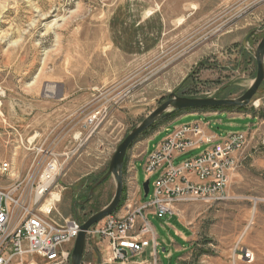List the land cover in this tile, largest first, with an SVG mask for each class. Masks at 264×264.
<instances>
[{"label":"rangeland","instance_id":"rangeland-1","mask_svg":"<svg viewBox=\"0 0 264 264\" xmlns=\"http://www.w3.org/2000/svg\"><path fill=\"white\" fill-rule=\"evenodd\" d=\"M263 32L264 0H0V164H9L0 174V189L14 201L23 198L30 204L48 159L40 149H52L63 165L41 200V217L48 222L77 218L81 225L111 202L113 176L97 180L138 122L170 93L241 96L255 78L253 53ZM249 106L264 117V80ZM94 115L98 121L89 122ZM177 116L154 122L130 144L119 204L124 201L111 214L122 215L128 200H138L135 180L140 185L147 180L143 159L173 128L198 119L176 121ZM244 128L227 125L224 115L209 123L221 138H227L228 130ZM259 135L258 129L252 139L256 147L248 149L258 165L248 167L245 184L235 185L238 196L230 195V181L225 201L176 202L171 214L149 215L151 245L127 253L124 261H109L105 240L86 234L82 264H127L145 251L143 264H264V144ZM205 147L173 163L199 155ZM154 178H149L150 191ZM16 185L19 189H12ZM53 193L59 197L51 203ZM12 208L18 223L20 212ZM177 218L192 232L194 244L170 254L169 227L177 226ZM247 224L242 242H234ZM74 240L62 246L69 251L68 260ZM247 250L254 256L251 262L241 257ZM28 260L42 258L23 257Z\"/></svg>","mask_w":264,"mask_h":264},{"label":"built area","instance_id":"built-area-1","mask_svg":"<svg viewBox=\"0 0 264 264\" xmlns=\"http://www.w3.org/2000/svg\"><path fill=\"white\" fill-rule=\"evenodd\" d=\"M92 121H98L96 115L89 122ZM226 137L216 141V137L205 133L200 123L173 128L143 159L148 182L150 177L155 176L152 190L149 189L146 196L148 200H142V186L137 185L135 180L139 195L136 203L131 204L128 200L122 215L107 216L89 229L87 236H99L105 240L106 252L111 255L109 261H124L127 253H140L151 245L153 231L148 222L149 215L161 217L171 214L176 202L225 201L230 173L236 168V154L247 144L245 132H231ZM202 145L207 147L199 155L173 163L175 158ZM40 151L48 159L42 165L30 204L23 198L14 201L9 192L0 189V264H70L69 251L62 246L77 237L80 222L77 218L48 222L41 217V200L49 194L63 163L52 149ZM8 169V162L0 164V174ZM12 189L19 188L16 185ZM13 206L20 212L18 223ZM139 218H142L141 221ZM37 254L43 261H23L24 256ZM241 257L246 262L254 258L248 250Z\"/></svg>","mask_w":264,"mask_h":264},{"label":"water","instance_id":"water-1","mask_svg":"<svg viewBox=\"0 0 264 264\" xmlns=\"http://www.w3.org/2000/svg\"><path fill=\"white\" fill-rule=\"evenodd\" d=\"M246 41V40H244ZM245 43V42H244ZM254 60L256 61V73L255 78L250 83L249 87L242 93L241 96L235 98H221V97H200L196 98L187 97V96H178L176 93H170L167 96V99L153 108V111L146 115L140 122H138L137 126L134 127L124 138L123 141L118 144L115 148L112 156L109 160V164L106 172L97 180V183L104 180L107 176L112 175L115 181V192L113 197L111 198V202L103 207L102 209L96 211L93 215H91L88 219L81 223L79 227V234L75 238L72 251L70 254L69 262L70 264H82V257L85 248V239L87 230L95 225L96 222L100 221L107 215L111 214V212L117 207L120 202V196L123 189V164L125 159V154L135 139L145 131L147 128L153 125L154 122L159 121L168 117V115L173 112L181 111L183 109H198V108H213L220 106H236L243 107L248 105L253 96L257 92L258 86L264 80V32L256 45V49L253 53ZM143 195L142 197H146L149 191L148 180L142 182Z\"/></svg>","mask_w":264,"mask_h":264},{"label":"crops","instance_id":"crops-1","mask_svg":"<svg viewBox=\"0 0 264 264\" xmlns=\"http://www.w3.org/2000/svg\"><path fill=\"white\" fill-rule=\"evenodd\" d=\"M258 112H257V109L254 107L252 108V106H249L248 108L245 106V108L243 109L230 108L228 110H217V109L191 110V111L183 112L179 116L175 117L176 121L183 118L184 116L198 117V119L194 120V122L201 123L204 127L205 133L211 134L213 137H216L218 140L224 139L225 136L221 138L219 137L217 133L215 134L211 132V130L209 129V123L211 119L213 121L215 120V118L217 119L218 116L224 115L226 117L227 125L228 124L238 125V126L243 125V124L245 125V128L241 130V132L245 131L247 132L249 136L248 141H247V147H245L244 150H242L243 152L241 151L237 153L236 168L234 169V172H231L230 180H229V182L230 181L233 182L232 188L230 187L229 193L232 196L235 195V197L238 196V190L235 188V185L245 184L246 183L245 180L248 177V170H249L248 167H251L252 164H256V163L258 165V162L255 160V158L248 152V149L250 147L252 148L256 147L257 142L252 141V139H253V134L258 129L260 130V135H259L260 141L264 144V117L260 116ZM248 120H250V122ZM259 122H261V124L259 127H257ZM172 123L168 124L167 127L155 133L151 138H149L148 142L151 139H153L155 135L159 134L161 131L168 130V127ZM230 131L232 132V130H228V134ZM147 152H149V150L147 149L146 151L141 152V154H143L141 159H143V157L147 155ZM262 162H263L262 167H264V160ZM136 184L140 185L138 181L136 182ZM248 227L249 226L247 224L246 227L237 234L234 242L236 243L242 242L241 240L245 236L246 230ZM169 228L173 229V234H172L173 240L168 241L173 246L170 254L172 252L177 253L178 251H181L184 248H187L188 246H192L194 244V243H191V241L193 240L192 232H188V229L186 231V228H183L178 218H177V226H170ZM175 238H177L176 239L177 241H175ZM184 242L186 243V246H184L185 245ZM170 254H168L167 256H169ZM147 256H148V251H145L144 253H142V255L134 257L135 259L130 260L127 264H143L147 262Z\"/></svg>","mask_w":264,"mask_h":264},{"label":"trees","instance_id":"trees-1","mask_svg":"<svg viewBox=\"0 0 264 264\" xmlns=\"http://www.w3.org/2000/svg\"><path fill=\"white\" fill-rule=\"evenodd\" d=\"M228 108H238V109H243L244 106H243V107H234V106H228V107H213V108H210V109H212V110H213V109L221 110V109H228ZM184 110H191V109H184ZM184 110L174 112V113H172L171 115H169V117H174V116L180 115ZM151 128H152V127H151ZM151 128H149V129H151ZM149 129L145 130L143 133H146ZM143 133H142V134H143ZM131 145H132V144H131ZM122 170H123V172L125 173L124 166H123ZM123 201H124L123 198H121V203H120L119 206L116 208V210L121 206V204H122Z\"/></svg>","mask_w":264,"mask_h":264},{"label":"bare ground","instance_id":"bare-ground-1","mask_svg":"<svg viewBox=\"0 0 264 264\" xmlns=\"http://www.w3.org/2000/svg\"><path fill=\"white\" fill-rule=\"evenodd\" d=\"M58 197H59V194L58 193H53L52 194V198L49 200L51 203H53L52 201L53 200H57L58 199ZM48 204H46V205H44V208H43V211L44 212H47V210L49 209V202H47Z\"/></svg>","mask_w":264,"mask_h":264}]
</instances>
